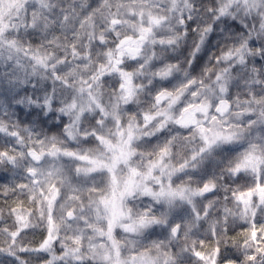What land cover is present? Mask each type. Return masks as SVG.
<instances>
[{
	"label": "snow or ice",
	"instance_id": "1",
	"mask_svg": "<svg viewBox=\"0 0 264 264\" xmlns=\"http://www.w3.org/2000/svg\"><path fill=\"white\" fill-rule=\"evenodd\" d=\"M213 5L207 10L218 19L258 7ZM196 11L190 0H0V52L35 34L39 42L24 50L36 67L62 50L58 62L72 65L65 84L81 76L61 109L71 117L64 139L6 131L0 264H264V72L248 68L243 89L231 90L236 65L251 54L247 44L218 55L216 72L150 89L148 106L132 108L155 56L145 49L173 44V35L156 37ZM176 70L165 64L148 83ZM110 79L106 102L101 85Z\"/></svg>",
	"mask_w": 264,
	"mask_h": 264
},
{
	"label": "clouds",
	"instance_id": "2",
	"mask_svg": "<svg viewBox=\"0 0 264 264\" xmlns=\"http://www.w3.org/2000/svg\"><path fill=\"white\" fill-rule=\"evenodd\" d=\"M222 2L223 0H215L217 5ZM257 3L258 7L249 14L241 11L235 17L222 16L218 19L215 13L207 10L214 6L213 0H190L193 9L198 10L192 20L184 24L174 20L171 33H161L156 37L158 40H166L169 35H173L176 37L175 42L171 45L145 49V56L152 57L153 53L155 56L145 70V75L137 80L138 84L145 87L140 96V104L133 105L132 108L148 106L150 89L179 85L188 77L200 76L206 68L210 70L209 74L216 72L222 67L216 64V57L225 51H234L245 43L251 49V54L247 56L246 65H236L231 85L232 92L243 89L248 68L255 67L264 72V55L256 52L257 48L264 49V32L261 31V25H264V0H257ZM10 38H15V33ZM29 40L39 42L40 37L35 34L33 37H25L24 45L11 54L7 50L0 52V122L5 125L4 131H0V145L11 140L6 131L13 126L20 130L28 128L34 132L56 135L64 139V125L71 119L61 109L76 96L75 90L79 87L81 76L77 75L75 79L65 84L72 65L58 62L62 50L57 51L48 61L47 68L36 67L30 54L24 50ZM165 64L175 65L177 70L168 80L152 78V83L149 84L150 74ZM92 71V68H88L85 76H90ZM114 82V79H110L101 85L106 102ZM125 110L127 111V108ZM94 116V113H90L86 120L82 117L81 124L89 127V122L93 121ZM111 127L110 122L106 123L105 130ZM147 139L156 143L153 137ZM84 146L95 147L92 143ZM142 150L144 149L137 148L138 152ZM218 151L223 154L225 149L221 148ZM135 159L138 160L139 157ZM170 163L178 164L176 149H173ZM179 182L177 180V183Z\"/></svg>",
	"mask_w": 264,
	"mask_h": 264
}]
</instances>
